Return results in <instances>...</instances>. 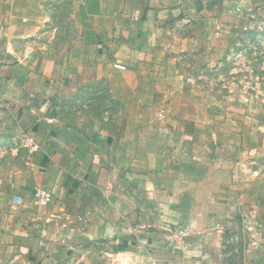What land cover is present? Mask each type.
Segmentation results:
<instances>
[{
	"label": "crops",
	"instance_id": "0c3cea01",
	"mask_svg": "<svg viewBox=\"0 0 264 264\" xmlns=\"http://www.w3.org/2000/svg\"><path fill=\"white\" fill-rule=\"evenodd\" d=\"M221 1L0 0V153L18 174L15 191L22 198L12 207L18 209L15 218L27 222L23 233L33 242L29 251L34 264H264V166H259L264 163V123L254 132L234 128L216 150L215 165L226 160L232 165L223 168L233 174L227 180H213L230 192L221 201L226 195H217L218 200L202 190L197 194L196 186L208 182V162L176 161L179 146L189 148L190 159L201 133L192 119H179L170 111L154 114L153 121L169 123L161 135L165 145L150 144L157 159L149 167L121 158L116 162L120 173L112 177L110 168L99 165L112 152L113 133L108 131L105 137L104 132V136L90 132L91 124L85 129L66 125L67 119L63 121L56 109L69 92L101 82L121 104L130 106L142 88L154 89L158 75L165 74L148 70L156 64L152 59L170 60L202 42V34L185 36L177 33L178 26L200 15L201 5ZM54 5H69V21L82 32L70 38V48L55 60L48 52L37 59L32 43L44 36L51 40L58 31L51 30ZM195 20L198 27L205 22ZM146 74L151 78L142 77ZM154 101L150 104L156 107L169 106L167 100ZM135 104L141 103L137 99ZM125 113L127 124L115 150L120 153L133 142L130 121H139L132 143L136 146L141 145L146 121L140 112L136 119ZM176 124L182 125L179 131ZM26 134L40 147L30 164L23 142ZM91 135L104 138L98 143ZM163 146L168 147L166 161L160 158ZM242 155L246 162H239ZM148 169L151 177L145 173ZM36 188L52 195L47 206L38 203ZM242 188H247L245 200H252L254 207L239 205ZM209 200L218 201L215 209L204 206ZM214 219L219 223L211 226Z\"/></svg>",
	"mask_w": 264,
	"mask_h": 264
},
{
	"label": "rangeland",
	"instance_id": "374dc122",
	"mask_svg": "<svg viewBox=\"0 0 264 264\" xmlns=\"http://www.w3.org/2000/svg\"><path fill=\"white\" fill-rule=\"evenodd\" d=\"M200 9L202 10L200 15H193V18L189 19L191 22L178 26L176 31L185 36L202 34V42L194 50L177 53L170 60L156 57L152 59L156 64H152L148 70L152 69L153 73L156 70L164 71L165 74L158 75L159 80L156 82L158 86L154 89L148 86L139 91L137 99L141 103L140 107H136L135 98L130 106L121 104L114 93L101 82L69 92L66 98L56 104V109L61 113L63 121L67 119L66 125L85 129L91 124L90 132L99 131L100 136H104V133L106 135L108 131L113 133L112 138L115 143L110 149L112 152L105 154L103 158L105 162L101 161L99 165L102 169L110 168L112 177L114 173L115 177L120 173V165L116 162L121 158H125L133 165L138 162L147 163L149 167L157 159L158 155L151 153L150 144L152 141L164 144L161 135L167 131L169 123L159 119L153 121L154 114L167 115L170 111L178 114L179 119H192L191 123L201 133L194 141L196 142L194 148L190 150L191 160L186 158L189 148L179 146L176 148L179 153L176 161L198 164L208 162L206 165L208 182L205 187L196 186L197 194L202 190L205 195L211 194V198L226 195L222 199L217 196V199L222 201L230 196V192L226 190L228 187L213 180H227L233 176L230 168H223L232 164L225 160L215 165L218 160L216 150L221 142L226 143L228 134L234 128L247 127L254 132L257 130V125L264 123V0H222L217 5H201ZM52 11L54 24L51 30L57 27L58 31L54 34L55 39L50 40L49 36H44L32 43L31 52L36 53L37 59L42 56L41 54L48 52L52 60H55L62 50L70 48V38L82 32V27L78 28L69 21V5H54ZM197 18L205 20L200 27L196 25ZM169 66L175 71H168ZM115 67L122 66L115 65ZM148 74L142 77H150ZM158 99L169 101V106L156 107L150 104L151 102L155 104L154 100ZM125 112H128V116L129 112L132 113L135 119L137 116L134 115L140 112L139 117H146L144 118L146 121L140 133L139 146L132 144L136 140L139 121H130L129 135L130 141L133 142L126 148L127 152L120 153L115 150H118L119 132L122 127L125 129L127 124ZM90 118H95L96 121L92 119L89 121ZM109 119L113 120L111 122L113 126H109ZM105 126H108V129L113 127L115 130H106ZM181 127L182 125L179 127L178 124L177 131ZM90 137L98 143L104 138L93 135ZM156 138L158 141L155 140ZM199 146L202 148L199 149ZM161 151L163 153L160 154V158L166 161L165 152L168 153V147L163 146ZM204 151H206L205 155ZM4 155L0 153V264H34L33 260H30L31 251H29L33 242L23 233L27 222L16 219L15 213L18 209L12 207L17 198H22V194L15 191L18 174L8 167L9 161H6ZM228 157L230 158L228 161H231V154ZM244 161L246 162V158L243 155L239 157V162ZM261 165L264 166V163L259 165L260 168ZM101 171L103 173V170ZM132 172L134 176L136 171ZM150 172H152L150 169L145 171V173ZM154 172L157 175V170ZM242 190L246 193L244 192V197L239 200V205L248 209L254 207L252 200H245L247 188ZM194 205L199 207V202H195ZM217 205L218 201L209 200L204 203L208 210L215 209ZM239 205L237 204L238 209L241 208ZM240 218L243 219L241 216ZM239 220L236 219L235 223L240 224L241 220ZM218 223V220L214 219L211 226ZM211 232L215 233L216 230L213 229Z\"/></svg>",
	"mask_w": 264,
	"mask_h": 264
},
{
	"label": "built area",
	"instance_id": "2783aa9c",
	"mask_svg": "<svg viewBox=\"0 0 264 264\" xmlns=\"http://www.w3.org/2000/svg\"><path fill=\"white\" fill-rule=\"evenodd\" d=\"M119 68L123 69V67H119ZM23 142H24V148L27 151L26 152L27 163L30 164L36 152L40 149V147L36 139L32 135H29V134H26L23 137ZM34 194H35V197L38 203L42 206H47L51 201L52 195L49 192L41 188H36L34 190ZM16 202H19L18 198L16 199Z\"/></svg>",
	"mask_w": 264,
	"mask_h": 264
}]
</instances>
